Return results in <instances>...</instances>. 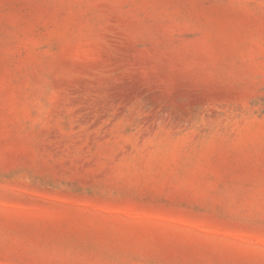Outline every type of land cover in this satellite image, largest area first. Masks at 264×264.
Wrapping results in <instances>:
<instances>
[{
  "label": "rangeland",
  "instance_id": "374dc122",
  "mask_svg": "<svg viewBox=\"0 0 264 264\" xmlns=\"http://www.w3.org/2000/svg\"><path fill=\"white\" fill-rule=\"evenodd\" d=\"M0 264H264V0H0Z\"/></svg>",
  "mask_w": 264,
  "mask_h": 264
}]
</instances>
